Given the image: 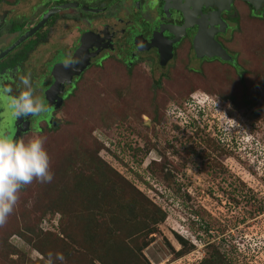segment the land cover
<instances>
[{
    "label": "rangeland",
    "instance_id": "rangeland-1",
    "mask_svg": "<svg viewBox=\"0 0 264 264\" xmlns=\"http://www.w3.org/2000/svg\"><path fill=\"white\" fill-rule=\"evenodd\" d=\"M37 1L0 0V10L30 22L29 7ZM234 5L238 27L226 44L239 69L210 60L193 73L171 61L164 68L171 76L166 93H156L158 101H167L161 123H153L144 107L154 81L162 78L159 69L148 63L127 67L111 57L83 72L78 94L54 111L52 126L22 136L25 142L45 138L53 179L33 180L20 189L13 212L0 225V264H108L113 259L118 260L112 264H264V14L259 20L244 16L246 7L237 0ZM203 93L218 97L217 110L238 126L225 131L223 125L231 122L202 106ZM98 167L111 173L113 185L129 182L138 191L131 193L134 208L143 209L145 217L137 220L153 227L146 235L131 231L138 244L146 242L135 258L124 248L110 250L122 238L127 244L129 224L104 245L78 243L79 221L74 217L70 223L72 209H79L75 214L82 222L94 214L93 230L95 221L111 219L105 200L92 203L95 210L89 212L82 198L69 193L70 181H93ZM111 194L113 207L130 204L127 191ZM60 210L70 238L62 236L67 246L58 259ZM98 235L104 240L105 234ZM37 241L47 257L31 248Z\"/></svg>",
    "mask_w": 264,
    "mask_h": 264
},
{
    "label": "flooded vegetation",
    "instance_id": "flooded-vegetation-1",
    "mask_svg": "<svg viewBox=\"0 0 264 264\" xmlns=\"http://www.w3.org/2000/svg\"><path fill=\"white\" fill-rule=\"evenodd\" d=\"M196 1L39 0L29 7V17H33L30 22L28 18L17 15L9 17L11 11L1 9L0 51L54 5L73 2L81 7L100 10L91 12L76 5L59 9L30 37L0 58V84L10 88L12 95H18L23 87L19 76L30 74L35 95L48 106V110L38 116L16 118L6 102L0 101V133L21 139L26 133L52 126L56 121L54 111L70 97L83 72L91 65H99L106 58L120 59L127 67L142 63H148L153 68L156 66L159 69L157 78L166 74L165 67H170L171 61L172 64L175 61L182 64L193 73L199 70L201 62L210 60L226 64L237 71L236 53L229 50L226 44L238 27L234 5L236 0H230L228 7L218 15H214V5L205 4L200 6L199 13L194 14L193 5ZM237 1L247 9L244 16L258 19L264 14V1L256 9L242 0ZM215 16L223 22V27L212 35V39L225 50L234 64L214 56L195 55L192 43L200 30L199 25L203 26V31L217 30ZM71 24L75 26L74 31L71 37H65ZM183 24L186 27L182 28ZM69 58L77 62L65 68L64 62ZM80 63L86 66L76 75L74 71ZM206 244L210 245V242Z\"/></svg>",
    "mask_w": 264,
    "mask_h": 264
},
{
    "label": "trees",
    "instance_id": "trees-1",
    "mask_svg": "<svg viewBox=\"0 0 264 264\" xmlns=\"http://www.w3.org/2000/svg\"><path fill=\"white\" fill-rule=\"evenodd\" d=\"M167 77H162L159 81H154V89L150 90V94L148 95V97L145 98L146 103H144V107L147 111V114L149 116V119L153 121V123H161L162 119H163V112H166L167 108L165 107V103L167 101H163V100H157L156 98L159 95H156V93H166V84L165 82L169 83L171 76L168 75V73H166ZM196 79V78H194ZM160 83V84H159ZM160 85V86H159ZM78 84H76V86L74 87L75 90H73L72 94H75V96L78 94L77 88H78ZM193 92H187L186 95L191 96ZM171 94H173L171 92ZM70 95V96H71ZM168 112V111H167ZM56 126V125H55ZM54 126V127H55ZM51 127V128H54ZM46 129V128H45ZM144 142L145 145L150 144L149 138H147V134L144 133ZM146 153V152H145ZM98 175L96 176V178L93 179V181H87L83 184H78L80 181H78L77 179L75 180L77 185L75 186V181H70L69 182V193H74L77 197V199H83L84 202L86 203L85 206V210H89V212H93V209L95 210V208H93V204L92 203H100V202H105L107 203V205H109L110 207H106L107 208V212L109 216H111L110 220H106V221H102L101 224H99L98 222H94V230L92 228H90V224H92V221L94 220V214L90 213V218H86L83 222L79 219L78 215L79 212L77 214H75L79 209H72V216H71V221L70 223L74 222V217L76 218V222L79 221V233H80V239L78 240V243L80 246H83L84 244H86L89 247H93L97 244H101L104 245L105 241H108V238H111V235H115L116 233L120 232L121 228L125 227L126 224H129L131 228L130 232L128 233L129 239L127 241V244H131L132 246H127V244L122 241V239H120L119 241H115L114 245L111 246L110 250H114L115 248L118 247V249H125L128 250L130 253L134 254V258L136 257V254L144 247L146 246V242L142 240V242L140 241V243H137V237H133V233H131V231L134 229L137 233H143L141 235H146L149 232H151V230L153 229V227H147V224L145 222L142 223V220H137L138 216L141 215L143 218L145 217L144 214V210L140 209V210H136V208H134L135 204H134V195L131 194L132 192H134L135 194H137V190H135V188H133V186H131V184L128 182V187L125 185H118L116 186V182L113 185L114 182H112L111 179V173L110 172H106V170L102 167H98ZM110 173V174H109ZM120 184H122L121 182H119ZM105 188L107 190H105ZM127 191L130 194V199H128L127 202H129L130 204H120V203H116V207H113L112 205L108 204V203H113L114 200H116V198L111 194L114 191ZM88 191H92V196L88 195L87 192ZM97 191V192H96ZM86 195V198H84V196ZM133 197V198H132ZM105 200V201H104ZM93 208V209H92ZM109 208V209H108ZM60 217H59V231L61 234V237L59 239V246L58 249L61 252L60 255L54 256V257H58V259H60L64 253V248L67 246V244L65 243V241L62 240V236H67L70 238V234H67L66 231V226L62 225V218L64 215V210H60ZM128 216V219H126ZM163 214L158 216V219H162ZM148 220V219H147ZM89 221V224L82 227L83 225H85L87 222ZM155 222V221H154ZM153 222V223H154ZM142 223V224H141ZM139 224V226H138ZM76 226V225H75ZM77 227V226H76ZM98 231L101 232V235L104 236L103 234H105L104 236V240L102 239V237H100L98 235ZM50 232V231H48ZM53 232V230L51 231ZM134 232V231H132ZM51 236L50 238L53 236V239L57 238V235H54L52 233H49ZM108 234V235H106ZM110 234V235H109ZM118 235H115L114 237H117ZM49 238V240H50ZM51 239V243L52 240ZM95 239L98 241L96 242ZM48 240V241H49ZM136 240V241H135ZM176 240L180 243L182 240L180 237H176ZM97 243V244H96ZM104 243V244H103ZM63 245L65 246L63 249ZM107 246V244H106ZM31 248L36 250L37 252L42 253V256L47 257V255H45L44 252V245L43 242L40 243V241H37L36 244L32 243L31 244ZM62 250V251H61ZM109 250V251H110ZM99 256V255H98ZM111 256V254L109 255V257ZM115 256V255H113ZM139 257L141 259H143V257L141 255H139ZM50 259H52V257L49 256ZM100 258V257H99ZM53 260V259H52ZM102 261V258L100 259ZM114 260H118V259H113L111 260L112 262ZM111 261H108L107 263L110 264ZM135 261H137V259H135ZM150 261L145 262L146 264H150ZM112 264V263H111Z\"/></svg>",
    "mask_w": 264,
    "mask_h": 264
},
{
    "label": "clouds",
    "instance_id": "clouds-1",
    "mask_svg": "<svg viewBox=\"0 0 264 264\" xmlns=\"http://www.w3.org/2000/svg\"><path fill=\"white\" fill-rule=\"evenodd\" d=\"M77 61L69 58L64 62L68 68ZM20 84L23 86L18 95H12L11 89L0 84V101L7 104L11 114L16 117L38 116L48 110L42 99L35 95L31 83V75H20ZM204 104L211 106L217 112L218 97L203 93ZM225 131H231L238 125L224 113ZM45 138L35 136L25 142L23 139L0 133V225L6 223L8 216L13 212L18 201L21 188L31 184L33 180L40 183H50L53 173L50 170V158L45 150Z\"/></svg>",
    "mask_w": 264,
    "mask_h": 264
},
{
    "label": "water",
    "instance_id": "water-1",
    "mask_svg": "<svg viewBox=\"0 0 264 264\" xmlns=\"http://www.w3.org/2000/svg\"><path fill=\"white\" fill-rule=\"evenodd\" d=\"M242 1H244L248 5L252 6L254 9H256L259 6V4L262 3L264 0H242ZM229 2H230V0H197L193 5V13L194 14L199 13L200 6L205 4L206 6L214 5L216 7V11H215L214 15H218V13L221 10L226 9L228 7ZM73 5L79 6L78 4H74L73 2H66L63 4L54 5L48 9H46L40 15V17L36 23H34L32 26L28 27L22 33H20L8 47H6L2 51H0V58L3 57L7 52H9L16 45H18L20 42H22L23 40L30 37L35 31H37V29L40 26H42V24L47 20V18L52 16L56 11H58L59 9H62L64 7L73 6ZM79 7H81V6H79ZM81 8L84 10H87V11H91V12H96V11L100 10V9H96V8H87L84 6H82ZM214 18L218 22L217 23L218 24L217 30L208 29L207 31H203V29H201L203 26L199 25L198 28L200 30H198V33L194 37L193 43H192L195 55L197 57L205 56L208 58L214 56V57H217L219 60L227 61L231 64H234V61L225 52V50L218 43L214 42V40L212 39V35L214 33L219 32L220 30H222V27H223V22H221L219 20V18H217V16H215ZM186 24H183L181 27L182 28L186 27ZM214 24H216V23H214ZM85 66H86L85 63H80L77 66L76 70L74 71V74L78 75V73L81 72Z\"/></svg>",
    "mask_w": 264,
    "mask_h": 264
}]
</instances>
